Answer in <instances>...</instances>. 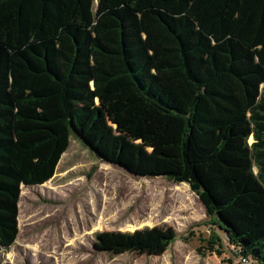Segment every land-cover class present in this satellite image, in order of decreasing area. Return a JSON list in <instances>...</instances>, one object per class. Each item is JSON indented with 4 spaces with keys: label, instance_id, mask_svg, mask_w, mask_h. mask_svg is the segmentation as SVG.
I'll list each match as a JSON object with an SVG mask.
<instances>
[{
    "label": "trees",
    "instance_id": "16d2710c",
    "mask_svg": "<svg viewBox=\"0 0 264 264\" xmlns=\"http://www.w3.org/2000/svg\"><path fill=\"white\" fill-rule=\"evenodd\" d=\"M115 91L112 162L188 185L233 257L264 264V0H0V247L21 187Z\"/></svg>",
    "mask_w": 264,
    "mask_h": 264
},
{
    "label": "rangeland",
    "instance_id": "374dc122",
    "mask_svg": "<svg viewBox=\"0 0 264 264\" xmlns=\"http://www.w3.org/2000/svg\"><path fill=\"white\" fill-rule=\"evenodd\" d=\"M122 96L96 101L98 123L70 134L49 181L21 187L18 235L0 247V264H240L188 185L112 162V137L120 133L111 111ZM215 240L226 246L221 255L204 249Z\"/></svg>",
    "mask_w": 264,
    "mask_h": 264
},
{
    "label": "water",
    "instance_id": "95a60500",
    "mask_svg": "<svg viewBox=\"0 0 264 264\" xmlns=\"http://www.w3.org/2000/svg\"><path fill=\"white\" fill-rule=\"evenodd\" d=\"M70 132L74 133V130H73L72 126H70Z\"/></svg>",
    "mask_w": 264,
    "mask_h": 264
},
{
    "label": "built area",
    "instance_id": "2783aa9c",
    "mask_svg": "<svg viewBox=\"0 0 264 264\" xmlns=\"http://www.w3.org/2000/svg\"><path fill=\"white\" fill-rule=\"evenodd\" d=\"M244 263H247L245 260H243Z\"/></svg>",
    "mask_w": 264,
    "mask_h": 264
},
{
    "label": "bare ground",
    "instance_id": "6f19581e",
    "mask_svg": "<svg viewBox=\"0 0 264 264\" xmlns=\"http://www.w3.org/2000/svg\"><path fill=\"white\" fill-rule=\"evenodd\" d=\"M250 140V139H249Z\"/></svg>",
    "mask_w": 264,
    "mask_h": 264
}]
</instances>
